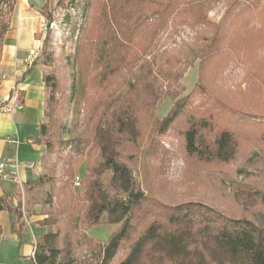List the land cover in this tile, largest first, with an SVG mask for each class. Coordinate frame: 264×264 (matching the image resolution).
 I'll use <instances>...</instances> for the list:
<instances>
[{
  "label": "trees",
  "instance_id": "trees-1",
  "mask_svg": "<svg viewBox=\"0 0 264 264\" xmlns=\"http://www.w3.org/2000/svg\"><path fill=\"white\" fill-rule=\"evenodd\" d=\"M216 1L197 4L200 11L182 19L183 24L203 31L194 42L195 48H189L192 57L200 60L199 80L184 97L179 82L190 64L183 66L184 60L173 59L154 68L148 62L138 65L139 59L129 57L130 25L141 24V6L161 4L158 0H107L105 26L97 38L85 31L87 27L82 30L69 65L76 64L79 69L85 44L97 40L99 45L102 41L103 47L97 52L102 71L95 79L104 90L123 68L139 67L121 92L114 89L107 96L101 94L92 106L91 115L85 118L88 127L94 125L92 134L71 139L54 150L50 127L41 124L35 143L46 146L48 153L54 151L60 157L62 149L73 144L77 154L88 149V160L83 193H65L74 177L71 163L65 168L61 188H56L55 176L47 174L25 185L44 188L50 184L52 192L62 196L60 209L36 222L48 226L49 231L37 243L34 264H81L75 257L77 247L91 250L96 256L94 264H264V0H233L221 22L215 24L204 9H211ZM15 2L0 0V18L3 6L13 7ZM49 3L40 9L45 17ZM90 3H83V9ZM61 5L63 0H58ZM130 5L139 11L135 20ZM175 12L172 9L170 17ZM51 16L47 13L48 18ZM159 28H164L163 24ZM10 29L7 20L0 21V47ZM206 30L211 34H204ZM109 44L111 50L106 47ZM157 59L153 56L154 62ZM49 60L52 62L51 57ZM236 69L241 70L242 77L226 88L231 93L229 100L210 86L207 75L209 71L221 75ZM78 71L71 96L66 98V104H73L76 128L81 105L87 102L82 69ZM46 82L53 92L58 91L54 78H46ZM23 97L20 95L19 100ZM167 97L173 101L172 109L159 119L157 104ZM58 102L52 93L50 104L60 114L55 120L48 113L54 134L64 126L67 116L64 103ZM173 128L179 131L185 155L204 165L210 178L222 186L228 182L247 216H227L198 202L170 206L139 188L134 177L139 161L145 165L163 161L166 148L155 135ZM69 158L72 160V155ZM239 161L235 179L219 170ZM2 212L14 216L12 229L21 236L25 227L21 201L4 195L0 198ZM103 223L119 226L104 244L89 234Z\"/></svg>",
  "mask_w": 264,
  "mask_h": 264
},
{
  "label": "rangeland",
  "instance_id": "rangeland-1",
  "mask_svg": "<svg viewBox=\"0 0 264 264\" xmlns=\"http://www.w3.org/2000/svg\"><path fill=\"white\" fill-rule=\"evenodd\" d=\"M105 1L107 0H91L89 6L87 5V8L83 9V3L87 2V0H63V5L61 6H58V0H50L45 17L41 12H38L40 8H37L33 4L34 0H28V6H33V8L35 7L37 9L38 13L36 12L35 15L40 20L38 29L35 32L36 47L30 50L24 62V68L7 72L2 64L4 42L0 47V85L8 78H12L16 84L11 91L10 99L16 97V100L20 102V95H24V92L20 88L22 87V81H25L27 77V75L24 76L26 72H30L31 75L35 72L37 80L44 83L46 91L44 124L50 127L51 133L53 134L51 142L54 144V150H60L62 146H65L63 143L71 139L80 137L81 135L87 136V133L92 134L94 125L88 127L86 124L87 119H85L91 115L90 111L92 106L96 104L101 94L107 96L114 89L117 92H121L124 89L123 84L129 78H132V73L139 67H133L131 70L123 68L115 78L113 76L111 85L106 88L107 90H104L105 86L98 84L95 79L96 75H101L102 71V66L97 64V52L103 47L102 41L99 45L97 40H94L93 43L87 42L84 47L83 57L81 58L82 66L79 65V69H82L83 82L86 86L85 94L87 102L81 105L80 123L76 128L77 124H74L76 119H74L72 112L73 104H66V98L71 96V88L79 69L76 68V64L70 66L68 61L76 52L77 45L81 42L82 30L85 27H87L85 31L88 34L97 38L101 29L105 26ZM158 1L161 4L147 5L144 8L141 6L139 11L140 9L142 12L144 11L141 24L130 25L132 31L129 32V38H131V42L129 43V46H131L129 57L139 59L138 65H145L148 62L153 64L154 68H156V64H169L170 60L173 59L184 60L183 66L184 64H190L185 69L184 75L179 82V88L182 91L181 96L184 97L193 91L199 80L198 70L200 60L192 57L189 48H195L196 45L194 42L203 31L183 24L182 19L200 11L197 4H204L209 0ZM232 1L218 0L213 3L211 9L205 8L204 11L207 13L208 20L215 24L221 22ZM19 3L20 0H17L12 5L13 7L10 5L3 6L0 21L7 20L10 27L12 25L14 26L13 20L14 16H16L15 11L19 8ZM174 7H178L179 10H176ZM129 9L133 10V12H130V15L133 17L132 20H135L139 12L138 9L133 5H130ZM172 9L176 12L174 13L175 15H171L170 17V11ZM182 9L183 11H181ZM157 11L159 14L154 15L153 13ZM47 13H52L51 18L47 17ZM162 24L164 28L160 29L159 27ZM204 34L210 35L211 33L206 30ZM45 40H47L46 49L43 50ZM106 47L108 50H111V44ZM153 56H157L158 59L156 62L153 61ZM50 57L52 62L49 60ZM229 72L230 70L228 72L224 71V73L219 75L209 71L207 76L209 77L210 86L215 88L214 90L216 92L226 95V98L230 100L231 93L226 91V88H229L230 84H235L242 77V74L239 69H236L232 73ZM49 77L54 78V81L57 82L58 91L53 92L52 88L47 86L46 78ZM52 93L67 108L65 124L57 134H54L55 127L54 124L50 123V116L48 115V113H52L55 120H58L60 117L58 109H55L50 104V96ZM1 99L6 100L4 98ZM172 106L173 101L168 97L158 102L156 116L159 119L165 118L170 113ZM155 138L166 148V158L163 161L156 160L147 163V165L139 161L138 170L136 169L134 171V177L141 190H144L153 199L156 198L170 206L184 202H198L211 206L227 216H247L244 213V208L235 201L232 193L233 187L228 182H226L225 186H222L216 179L213 180L210 178L211 174L205 170L204 165L185 155L178 130L173 128L164 135L156 134ZM249 149L251 147L248 148V151ZM62 150L63 152L60 157L54 151L48 153L44 166L46 167L45 174L55 176L56 188H61L63 185L61 179L64 176L65 168L71 163L74 177L69 184L68 192L65 193L73 195L83 193L88 149H84L80 154H77L72 144ZM129 152H132V150L126 151L127 154ZM69 155H72V160H70ZM8 159L12 158L9 157ZM240 166L241 161L234 163L233 166H220L219 170L227 174L229 178L235 179L236 169ZM77 176L81 179L80 186L75 185L74 182ZM2 181V178H0V182ZM7 184L12 186V183ZM14 197L16 200L21 201L22 210L23 212L26 211L28 215L34 211V206L36 205H38V212L44 214L54 213L60 209L62 199V196L52 192L50 184H47L44 188L28 185ZM104 220H106V217ZM118 227L115 224L103 223L90 229L89 234L104 244L109 241L111 235L117 231ZM52 228L54 231L56 230V226ZM86 232L88 233V230ZM75 257L81 264H94L96 262V256L93 257L91 250L86 247H77L75 249ZM28 264L31 263L28 262Z\"/></svg>",
  "mask_w": 264,
  "mask_h": 264
},
{
  "label": "crops",
  "instance_id": "crops-1",
  "mask_svg": "<svg viewBox=\"0 0 264 264\" xmlns=\"http://www.w3.org/2000/svg\"><path fill=\"white\" fill-rule=\"evenodd\" d=\"M47 1L34 0L33 4L41 9ZM32 8L33 6H28V0H20L19 8L15 11L14 26L6 34L2 64L7 72L23 69L30 50L36 47L35 32L40 18L35 15L37 9ZM26 75L20 88L24 92V97L20 100L22 108L12 113L0 112V159L7 160L11 157L7 161L20 163L16 180L2 179L0 182V198L9 195L16 200L14 196L23 191L28 182L38 180L46 172L44 166L48 156L47 148L35 143V139L40 136L41 124L44 123L45 86L37 80L35 72L32 75L26 72L24 76ZM15 86L12 78L4 80L0 85V97L9 98ZM7 183H12V186ZM34 207L29 215L26 211L23 212L25 227L21 236L12 229L14 216L8 212L0 214V264H34L37 243L49 231L48 226L36 224L46 218V215L37 211L38 205Z\"/></svg>",
  "mask_w": 264,
  "mask_h": 264
},
{
  "label": "built area",
  "instance_id": "built-area-1",
  "mask_svg": "<svg viewBox=\"0 0 264 264\" xmlns=\"http://www.w3.org/2000/svg\"><path fill=\"white\" fill-rule=\"evenodd\" d=\"M18 99V98H17ZM22 108V103L14 98H7L6 100H2L0 97V112L2 113H12L17 109ZM20 171V163L19 162H9L5 159H0V178L4 180H16L18 178ZM75 185L80 186L81 179L79 176L75 178Z\"/></svg>",
  "mask_w": 264,
  "mask_h": 264
}]
</instances>
